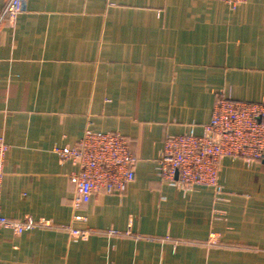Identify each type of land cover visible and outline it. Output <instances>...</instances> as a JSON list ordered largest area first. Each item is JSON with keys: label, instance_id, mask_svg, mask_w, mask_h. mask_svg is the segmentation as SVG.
Returning <instances> with one entry per match:
<instances>
[{"label": "crops", "instance_id": "crops-1", "mask_svg": "<svg viewBox=\"0 0 264 264\" xmlns=\"http://www.w3.org/2000/svg\"><path fill=\"white\" fill-rule=\"evenodd\" d=\"M220 93L264 99V0H26L0 21V212L39 226L0 229V264H264V158L224 159L218 197L155 176ZM87 127L127 137L135 175L73 209L53 149Z\"/></svg>", "mask_w": 264, "mask_h": 264}, {"label": "built area", "instance_id": "built-area-1", "mask_svg": "<svg viewBox=\"0 0 264 264\" xmlns=\"http://www.w3.org/2000/svg\"><path fill=\"white\" fill-rule=\"evenodd\" d=\"M230 9L247 0H215ZM26 9V0H7L0 21H13ZM9 146L0 139V185ZM60 162H70L76 171L68 176L74 187L73 209L87 204L94 194L121 195L134 180L136 160L127 137L117 132H97L89 127L72 146L54 147ZM252 162L264 158V99L257 103L235 101L230 95L216 96L211 116L201 135L191 133L167 137L156 160L155 176L186 192L208 186L218 197L222 191L220 172L224 159ZM39 226L30 218L11 220L0 212V229L14 235ZM86 233L71 231L75 237Z\"/></svg>", "mask_w": 264, "mask_h": 264}]
</instances>
